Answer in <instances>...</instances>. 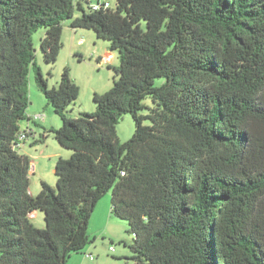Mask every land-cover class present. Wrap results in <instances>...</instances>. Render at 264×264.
<instances>
[{
    "label": "trees",
    "instance_id": "obj_1",
    "mask_svg": "<svg viewBox=\"0 0 264 264\" xmlns=\"http://www.w3.org/2000/svg\"><path fill=\"white\" fill-rule=\"evenodd\" d=\"M92 3L0 0V264L83 253L109 191L133 236L127 264H264V0ZM65 22L94 30L121 62L111 89L94 93L97 109L76 117L69 68L50 86L35 55L44 28V61H57ZM32 71L62 119L49 132L72 150L56 162V187L42 180L36 195L30 158L15 147L23 120L39 125L28 110ZM125 114L136 129L121 143Z\"/></svg>",
    "mask_w": 264,
    "mask_h": 264
},
{
    "label": "rangeland",
    "instance_id": "obj_2",
    "mask_svg": "<svg viewBox=\"0 0 264 264\" xmlns=\"http://www.w3.org/2000/svg\"><path fill=\"white\" fill-rule=\"evenodd\" d=\"M95 2L96 0H91ZM111 7H115L116 0H109ZM80 14V11H76ZM68 22L64 23V32L62 35L63 47L59 53L58 59L54 64H47L44 61L43 52L40 48L41 39L45 33V29L41 28L34 34V43L36 61L41 66L45 76L49 80L50 86H57L61 79V75L65 68H69L71 77L80 87L78 98L69 106V114L72 117H76L80 112H93L97 109V104L94 102L93 96L95 92L104 93L111 89L114 83V78L117 75L116 68L120 66V57L118 51L110 50L109 41L99 38L94 30L81 29L85 35L81 45L72 41V32L68 33ZM72 33V34H71ZM79 52H82L81 55ZM161 80H158L160 82ZM29 95L31 103L29 105V112L31 113H44L46 119L43 123L45 125H34L31 123V127L37 129L43 135L47 137L41 140L38 144L33 145L28 142V148L31 149V186L30 192L33 195L39 193L41 188V180H46L48 183L56 187L57 176L55 174V165L61 156L50 155L57 154L58 152H64V158H68L72 154V150L63 147L55 138L52 132H49L51 126H61L62 119L55 113L53 107L48 104L47 99L43 92L38 88L35 80V72L30 74L29 83ZM145 105L141 113L146 115L149 113V107L153 105L152 100L148 97L144 100ZM40 122V121H39ZM149 119L144 120V124H150ZM21 124L28 125L26 120H23ZM47 126V127H45ZM47 128V130L45 129ZM136 129V122L132 114H125L120 119L117 125V134L121 143L129 140ZM22 153L23 151L20 150ZM38 192V193H37ZM32 194V193H31ZM112 192L109 191L98 203L99 206L103 205L109 200L111 206ZM33 221L35 224H39L41 227L45 226L44 212L35 211ZM96 221V220H95ZM93 226L89 231L92 238V242L88 244L84 252H93L96 257L97 264H127V257L132 256V250L129 244L133 242L132 234L128 233L129 223L126 220L119 219L113 215V222L108 224L107 230L109 233L115 232L117 238H113L114 241H110V236H102L101 233H91ZM96 232V231H95ZM95 238V239H94ZM126 242L127 244H125ZM114 246L115 250L111 251L110 247ZM91 248V249H90ZM83 253H77L82 258L85 256ZM76 255V253L71 256ZM71 259V257L69 258ZM68 259V261H69ZM66 264H80L77 258H74L71 262Z\"/></svg>",
    "mask_w": 264,
    "mask_h": 264
},
{
    "label": "crops",
    "instance_id": "obj_3",
    "mask_svg": "<svg viewBox=\"0 0 264 264\" xmlns=\"http://www.w3.org/2000/svg\"><path fill=\"white\" fill-rule=\"evenodd\" d=\"M67 27H68V29H67L68 33L72 32L71 30H73L75 32L73 34V37H72L73 43H75L76 40H77V44L81 45V41H83V38H84V35H85L84 31H81V29H73L69 25ZM63 32H64V28H63ZM79 53L81 55H83L82 52H79ZM29 113L30 114H34V113H31V112H29ZM45 119H46V115H45ZM45 119L43 121H41V122H38V124L41 125L42 122L45 121ZM26 121L28 122V125H24V126L22 125V128L23 129H27L28 137L24 141H22V143L17 148V150L19 152H20V150H22L23 152L22 153L20 152V153L24 154V155H27L30 158V161H31V157H30L31 149L28 148V144H29L28 142H30L33 145H36L41 140H44L47 136L41 134L40 132L37 131V129H34V128L31 127V123H33L34 125H37L36 123H34L33 121H30V120H26ZM42 125H45V123H43ZM45 127H47V126H45ZM58 127H60V126H51V128H58ZM45 129L47 130V128H45ZM50 156H51V158H53L54 156H56V157H58V156L65 157L63 151L62 152H58L57 154H52ZM31 163H32V161H31ZM40 189L41 188H39L38 191H40ZM31 193L33 194V192H31ZM113 215L114 214L112 213L109 200L106 203L104 201L103 205H100V206H99V203H98L96 205L93 213H92L91 218H90L89 227H88L89 231L92 229L93 226H97L100 223L98 228H94V230H92L91 233H97L98 231H100L98 233H101L102 236H104V237H105V235L110 236L111 237L110 241H114L113 238H117L118 236H116L114 231L109 233L108 231H110V230H107L108 224L113 222ZM33 216H35V213H33L31 215V218H33ZM33 221H35V220H33ZM84 254H85V256H82V258H78L77 256H80V255L76 253V255L71 256V259H69L68 262H71L72 260H74V258H77L80 264H97L98 263V261L95 260L96 257H95V259L92 260L87 255V254H93V252H91V251L90 252H84Z\"/></svg>",
    "mask_w": 264,
    "mask_h": 264
},
{
    "label": "built area",
    "instance_id": "obj_4",
    "mask_svg": "<svg viewBox=\"0 0 264 264\" xmlns=\"http://www.w3.org/2000/svg\"><path fill=\"white\" fill-rule=\"evenodd\" d=\"M92 6L95 9H99L101 7L107 8V7H111V3L109 0H97V1L92 3ZM30 117L34 121H43L45 119V114L44 113H34V114H31ZM27 137H28L27 129H22L19 132L18 139L15 143V147L18 148L20 146V144L22 143V141H24ZM110 249H111V251L115 250L114 246H111ZM87 255L89 256L90 259H92V260L95 259V256L93 254H87Z\"/></svg>",
    "mask_w": 264,
    "mask_h": 264
}]
</instances>
